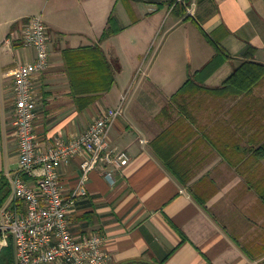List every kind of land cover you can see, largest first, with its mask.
Listing matches in <instances>:
<instances>
[{
	"label": "crops",
	"instance_id": "obj_1",
	"mask_svg": "<svg viewBox=\"0 0 264 264\" xmlns=\"http://www.w3.org/2000/svg\"><path fill=\"white\" fill-rule=\"evenodd\" d=\"M36 14L49 35L48 67L32 81L37 148L79 135L125 97L108 136L129 162L111 170L112 181L100 165L89 173L86 194L69 211L73 235H101L108 264H264V202L255 189L264 183V155L254 150L264 143V80L239 95L215 90L250 47L264 63V0H0L7 179L19 167L13 70L35 58L22 31ZM111 25L117 32L101 40ZM93 43L115 82L83 107L63 50ZM188 77L197 84L173 96ZM79 164L75 156L57 167L67 191L79 183Z\"/></svg>",
	"mask_w": 264,
	"mask_h": 264
},
{
	"label": "built area",
	"instance_id": "obj_2",
	"mask_svg": "<svg viewBox=\"0 0 264 264\" xmlns=\"http://www.w3.org/2000/svg\"><path fill=\"white\" fill-rule=\"evenodd\" d=\"M25 46L33 47L35 58L13 70L14 132L19 167L8 175L10 194L0 206V247L11 238L15 264H108L104 238L90 234L82 239L70 230L69 211L86 194L85 180L97 166L113 180L112 169L129 162L128 153L109 141V130L123 114L124 96L114 107L103 111L79 135L55 140L45 150L37 148L34 122L36 101L32 81L48 67L49 35L42 16L32 15L22 31ZM80 157L82 170L78 185L66 190L57 167Z\"/></svg>",
	"mask_w": 264,
	"mask_h": 264
},
{
	"label": "trees",
	"instance_id": "obj_3",
	"mask_svg": "<svg viewBox=\"0 0 264 264\" xmlns=\"http://www.w3.org/2000/svg\"><path fill=\"white\" fill-rule=\"evenodd\" d=\"M114 21L112 15L109 16L108 22ZM117 32L114 26L109 27L103 32L101 40L111 33ZM254 48L250 47L247 55H250L243 61L223 82L215 89L217 92L239 95L248 93L254 87L264 80V63L256 61L253 58ZM221 60L227 58V55L221 53ZM66 68L69 72L70 83L75 91L74 96L78 105L85 107L94 102L99 92H105L111 89L115 82V71L111 62L107 59L99 43L87 44L78 48H66L63 50ZM213 62H208L203 70L211 68ZM195 78L188 77L179 90L173 95L177 96L181 91L190 86L196 85ZM260 156L264 155V143L254 149ZM255 189L260 199L264 202V183L258 182ZM10 194V185L8 179L0 174V206L6 201ZM11 246L13 257V242L9 238L7 245ZM1 264V263H0ZM14 257L12 258V263Z\"/></svg>",
	"mask_w": 264,
	"mask_h": 264
},
{
	"label": "rangeland",
	"instance_id": "obj_4",
	"mask_svg": "<svg viewBox=\"0 0 264 264\" xmlns=\"http://www.w3.org/2000/svg\"><path fill=\"white\" fill-rule=\"evenodd\" d=\"M185 53H186V48L182 46L181 49L179 50L180 57L183 58L185 56ZM6 245L0 247V263L1 264H11L12 258L14 257V252H13V257H12L11 246H6ZM13 251H14V245H13ZM14 262H15V259H14Z\"/></svg>",
	"mask_w": 264,
	"mask_h": 264
},
{
	"label": "water",
	"instance_id": "obj_5",
	"mask_svg": "<svg viewBox=\"0 0 264 264\" xmlns=\"http://www.w3.org/2000/svg\"><path fill=\"white\" fill-rule=\"evenodd\" d=\"M0 241H1V230H0Z\"/></svg>",
	"mask_w": 264,
	"mask_h": 264
}]
</instances>
